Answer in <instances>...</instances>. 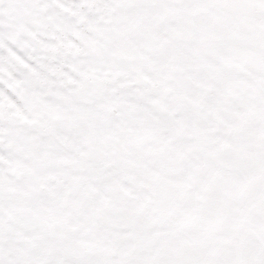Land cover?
<instances>
[{
    "label": "snow or ice",
    "instance_id": "1",
    "mask_svg": "<svg viewBox=\"0 0 264 264\" xmlns=\"http://www.w3.org/2000/svg\"><path fill=\"white\" fill-rule=\"evenodd\" d=\"M0 264H264V0H0Z\"/></svg>",
    "mask_w": 264,
    "mask_h": 264
}]
</instances>
